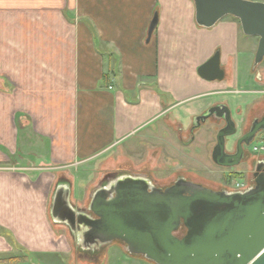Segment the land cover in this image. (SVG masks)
I'll return each mask as SVG.
<instances>
[{
	"label": "crops",
	"instance_id": "crops-1",
	"mask_svg": "<svg viewBox=\"0 0 264 264\" xmlns=\"http://www.w3.org/2000/svg\"><path fill=\"white\" fill-rule=\"evenodd\" d=\"M258 43L230 15L200 26L194 0H0V264H110L113 246L155 263L74 239L51 217L56 188L88 211L101 185L130 173L105 172L122 157L210 167L215 127L190 141L191 127L227 94H256L245 85ZM217 51L224 77L208 80L198 69ZM239 100L236 113L254 98Z\"/></svg>",
	"mask_w": 264,
	"mask_h": 264
},
{
	"label": "water",
	"instance_id": "water-1",
	"mask_svg": "<svg viewBox=\"0 0 264 264\" xmlns=\"http://www.w3.org/2000/svg\"><path fill=\"white\" fill-rule=\"evenodd\" d=\"M200 26L212 27L230 15L239 19L244 34L259 43L255 67L264 59V2L252 0H194ZM158 22L153 18L149 35ZM208 79H223L220 52L198 69ZM212 115L224 116L227 129L220 130L212 152L214 161L232 166L244 149L264 129V117L239 141L237 153L226 152L225 137L235 132L226 104L211 107L195 118L197 124ZM260 170V166H258ZM92 214H95L94 217ZM51 217L63 222L87 247L100 249L121 240L130 253L144 255L156 264H264V173L256 184L240 191L214 190L182 176L165 188L150 177L120 173L99 187L88 211L70 201V187L59 184L53 196ZM187 232L179 236L182 225Z\"/></svg>",
	"mask_w": 264,
	"mask_h": 264
},
{
	"label": "rangeland",
	"instance_id": "rangeland-1",
	"mask_svg": "<svg viewBox=\"0 0 264 264\" xmlns=\"http://www.w3.org/2000/svg\"><path fill=\"white\" fill-rule=\"evenodd\" d=\"M252 1H259L264 2V0H252ZM256 37V36H253ZM255 55L256 53H253L249 55V62L251 63V69H253L250 72V76H248V84L245 85L248 88H256V91L254 93H236L234 94H227V98L231 101L228 102V106L231 109L233 113L234 119L237 121L239 127L241 125V128H243L244 125H249L252 118L255 115L261 116L264 112V59L263 61L255 67ZM252 61V62H251ZM249 74V73H248ZM254 98L251 102L248 103V105L245 107V109L242 111V113H236L235 107L233 103H236L239 99V102L247 99ZM254 103V104H253ZM253 104V106H251ZM255 105V106H254ZM246 113V115H245ZM210 119H208L204 125L209 124ZM202 124V125H203ZM248 127V126H247ZM209 135V134H208ZM234 137H231L229 139V142L232 141ZM214 137L212 136V140ZM139 140V139H138ZM137 141L136 139H133L131 142L129 141L127 145L130 143ZM213 142V141H212ZM140 149H144V147L147 144H144L143 142L140 143ZM206 145H201L197 147V150H201V156L204 154V149H206ZM248 151H250V157L247 163L242 164L239 167H234L232 170H238L240 173L237 175H234V182H232V187H237L238 185L242 186L243 188L249 187V185L254 183L253 177H252V171H253V165L252 161L257 159L264 158V135H259L251 144V146L248 148ZM135 157L133 156H127L122 157L120 160V163H110L108 166L106 165L105 172H117L119 169L116 167V165H120L122 169L127 170L130 173L133 174H143L147 177H150L157 185L165 187L170 184H172L179 175H189L192 177L194 175L193 172H201L202 174L208 175L210 177H215L216 179H220V175L222 174V168L218 166H214L213 164H209L210 167L203 166L201 162L190 160L188 155L184 157V159L176 160L168 157L166 165V162L160 163L161 165H158L155 160L153 159H144L141 157L138 160H134ZM245 170V171H244ZM195 173V174H196ZM237 176V177H236ZM219 181V180H218ZM210 186H214L215 188H219L220 184L219 182H214V184H210ZM184 232L181 231L178 233L179 235H182ZM116 243H121L123 245V242L120 240H116ZM111 254L114 258L111 259V263L113 264L115 261H117L116 264H155V263H148L143 262L141 259L138 258H130L127 253H125L122 249L118 248L117 246H113L111 248ZM129 257V258H127ZM22 264H31V262H26ZM35 264H41L37 259L35 260Z\"/></svg>",
	"mask_w": 264,
	"mask_h": 264
},
{
	"label": "flooded vegetation",
	"instance_id": "flooded-vegetation-1",
	"mask_svg": "<svg viewBox=\"0 0 264 264\" xmlns=\"http://www.w3.org/2000/svg\"><path fill=\"white\" fill-rule=\"evenodd\" d=\"M253 104H251V106H253ZM245 115H246V113H245ZM231 116H232V119L235 122L236 129H235V132L234 133H232L230 135H226V137H225L226 138L225 139L226 140L225 141V144H226L225 149H226V152L228 154H235V153H237L240 139L242 137L246 136L251 131V129L253 128V126H254L255 123H258V121H260V120L263 119L264 112H263V114L261 116L255 115L252 118L250 124L249 125H244L243 128H241V125L239 127L237 121L233 117L232 111H231ZM208 119H210V122L215 127V132L212 135L214 137V139L212 140L213 142H211V143H213V146H212V149H211V153H212L213 150H214V148L217 145V136H218L219 131L220 130L227 129V126H228V122H227V120L225 119L224 116H221L220 117V116H217V115H212V116L208 117L205 121H203V120L200 121L199 124H197V122L194 121V124L191 127V133H192V135L190 137V141L194 139V133L199 128V126H201L203 123H205ZM262 134L264 135V129L259 130L255 134L254 139L249 144H247L245 142V140L242 142V147L244 149V153H243V156H242L240 162L238 164H236V165H232V166L221 165V164L216 163L214 161L213 157H212V164L214 166H218V167H220V168L223 169L222 170V174L220 175V179H216L215 177H210L208 175L202 174L201 172H197V173L196 172H193L194 175L192 177H190L189 175H186V176L185 175H179L177 177V179L180 178V177H182V176H184L188 180H191L193 182L202 184V185L207 186L209 188H212L214 190H228V191H239V190H242V188H237V187L234 188V187L231 186L232 185L231 183L234 182V175L233 174L237 175L238 173H240V171H238V170H232V168L239 167L242 164H245V163L248 162L249 157H250V153H249L250 151H248V148L251 146V144L253 143V141L259 135H262ZM231 137H234V138L232 139L231 142H229V139ZM252 165H253L252 177H253L254 183L251 184V185H249V187H247V188H250V187L254 186L256 184V179L262 173H264V158L257 159V160H253L252 161ZM258 166H260V170L258 169ZM117 175L118 174H115L114 177H116ZM177 179L172 184H174L177 181ZM152 182H153L154 185H156L158 187H162V186L157 185L153 180H152ZM214 182H219L220 187L219 188H215L214 186H210V184H214ZM172 184H170V185H172ZM170 185H168V186H170ZM165 187H167V186H165ZM165 187H163V188H165ZM181 231H183L184 233L182 235H179L178 234L179 236H184L186 234V232H187V228H186V226L183 223H182V225H181L178 233H180Z\"/></svg>",
	"mask_w": 264,
	"mask_h": 264
},
{
	"label": "trees",
	"instance_id": "trees-1",
	"mask_svg": "<svg viewBox=\"0 0 264 264\" xmlns=\"http://www.w3.org/2000/svg\"><path fill=\"white\" fill-rule=\"evenodd\" d=\"M234 19H236V20H238L239 21V19L238 18H236V17H234V16H232ZM13 261V259H9L8 260V262H12ZM14 262V261H13Z\"/></svg>",
	"mask_w": 264,
	"mask_h": 264
},
{
	"label": "built area",
	"instance_id": "built-area-1",
	"mask_svg": "<svg viewBox=\"0 0 264 264\" xmlns=\"http://www.w3.org/2000/svg\"><path fill=\"white\" fill-rule=\"evenodd\" d=\"M237 188H242V190H245L247 188H243L242 186L238 185ZM240 191V190H239Z\"/></svg>",
	"mask_w": 264,
	"mask_h": 264
}]
</instances>
